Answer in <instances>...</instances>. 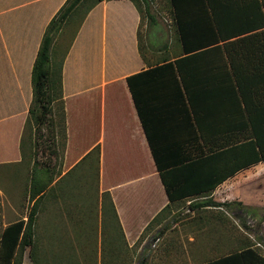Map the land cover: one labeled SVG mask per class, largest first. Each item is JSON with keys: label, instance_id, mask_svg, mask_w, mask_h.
I'll return each mask as SVG.
<instances>
[{"label": "trees", "instance_id": "1", "mask_svg": "<svg viewBox=\"0 0 264 264\" xmlns=\"http://www.w3.org/2000/svg\"><path fill=\"white\" fill-rule=\"evenodd\" d=\"M101 1L104 0H65L49 20L32 65V98L24 129L37 131L53 114V103L58 98L62 101L60 107L65 134L62 63L86 15ZM130 1L140 15L138 50L147 69L127 77V84L169 199V204L142 232L136 244L138 246L150 230L163 222L171 205L187 199L205 198L189 205L197 212L191 222L197 218L218 220L215 214H205L204 208L228 206V203L213 201L209 197L212 191L238 171L264 162V0H169L177 13V23L174 24L173 44L167 42L162 49L153 48L155 46L151 43L154 39L145 46L141 36L144 14H149L153 21L146 6L148 1ZM180 11L185 13V17H180ZM53 58L59 59L57 73L52 66ZM157 91L171 93V104L186 118V121L182 119V123H186V129L191 133V153L186 152L185 155L182 150L178 152L184 146L179 131L170 136L177 155L171 159L161 158L158 148L164 147L157 146L160 136L154 143L151 115L146 112L154 110L150 101L152 97H147V93L155 95ZM199 105L211 112L212 117H199ZM181 126L184 128L185 124ZM21 140L22 162L30 140L24 138V133ZM162 142H166V137ZM98 153L96 147L86 159L89 156L97 159ZM54 176L47 164L39 167L36 159L33 160L29 185L25 184L23 188L32 204L26 219L9 222L0 231V264H22L27 249L32 264H43L39 259L35 226L38 206L49 194L45 190ZM200 209H203L202 214ZM101 213L109 224L116 222L118 225L108 193L103 195ZM196 235L194 240L198 239ZM241 243L243 245L238 241L233 251L229 248L227 252L214 256L218 257L214 260L232 257L239 260L236 264H264V256L257 247L248 242ZM123 246L122 243L114 244L109 248L107 257L102 254V249L100 260L103 264H114V259L126 251ZM209 258L212 257L206 259Z\"/></svg>", "mask_w": 264, "mask_h": 264}, {"label": "crops", "instance_id": "2", "mask_svg": "<svg viewBox=\"0 0 264 264\" xmlns=\"http://www.w3.org/2000/svg\"><path fill=\"white\" fill-rule=\"evenodd\" d=\"M64 2L65 0H0V125H6L10 121L15 123L14 130L10 132L12 139L7 140L3 156L0 157V164L21 162L19 138L32 98V65L50 15L53 16ZM155 6L158 10L156 18L163 20V24L169 26L167 34H170V26L177 23L175 17L177 13L173 5L169 0H157ZM26 8L30 10L24 11ZM25 12H28L30 16L25 15ZM36 14L40 16V29L38 34L30 36L34 23L32 20L31 24V18ZM180 17H185V13L180 11ZM139 23V12L130 0L101 1L88 12L82 22L66 53L61 69L66 147L55 179L45 190L51 191L57 200H63L65 195L69 194L70 200L74 201L68 202L67 207L74 206L77 211L83 206L79 201L81 191L78 189L82 186L81 177L85 179L88 172L94 173L97 183L96 200L99 201L101 208L104 193L109 194L120 228L121 243L126 250L136 246L150 221L169 204L154 163L150 144L127 84V77L147 69L138 50ZM4 57H7V62ZM170 94L157 91L156 98L154 93L151 95L147 93V97H152L149 99L154 109L152 112L146 111L151 115V134L154 137V143L160 136L157 146L164 147L160 150L158 148L163 159H171L177 155L176 147L170 143V136L179 131L180 139L184 140V146L178 152L182 150L181 152L186 155V152L191 153L193 150L189 141L191 133L186 129V123L183 122L184 128L181 126L182 119L186 121V118L175 110L169 100ZM199 107V117H212V113L205 107L202 105ZM4 136L9 137V132H4ZM163 137H166L165 143L162 142ZM96 147L99 150L97 159L91 156L86 159ZM262 164L264 162L238 171L220 183L209 197L215 202L220 200L219 196L230 201L233 198L229 195L233 193L235 185L242 182L240 178H246L255 172L253 170L256 166ZM95 168H97L96 171ZM70 181L73 184L69 185V192L63 193V184L68 185ZM52 187L55 188L54 191ZM203 199L205 198L187 199L185 202L188 205ZM171 210L169 216L175 213L174 205ZM199 211L200 214L203 213V209ZM75 212L74 215L79 216ZM196 213V210H193L190 218H193ZM208 213L210 211L205 212L209 215ZM213 213L218 215V220L197 218L193 225L191 223L190 228H183L184 236L185 234L193 236H190L188 240L185 237L181 238L182 241L190 243L193 247L195 244L194 248L207 247V240L203 242L202 247L200 239L194 240V235L201 230L204 231L205 228L219 227L224 236L221 240H216V246L228 247L233 251L234 228L227 219L225 220L229 212L220 208V211L216 210L212 212V215ZM68 214L70 223L75 218L72 213ZM169 216L165 217L162 225H158L153 231L159 237L164 233L167 237L168 227L171 226L166 224ZM231 229L232 235L229 233ZM154 235L146 234L139 245L143 248ZM169 238L170 235L167 240H170ZM71 240L77 241L78 238L73 235ZM172 259L173 257L167 258L159 264H175L176 260ZM214 259L218 257L196 263L184 260V264L239 263L237 258L232 257Z\"/></svg>", "mask_w": 264, "mask_h": 264}, {"label": "rangeland", "instance_id": "3", "mask_svg": "<svg viewBox=\"0 0 264 264\" xmlns=\"http://www.w3.org/2000/svg\"><path fill=\"white\" fill-rule=\"evenodd\" d=\"M147 1L146 6L149 8V13L153 17V21H151L149 14H144L141 36L145 46L149 44V40L154 39V43H151L155 46L153 48L162 49L161 47L167 44V42L173 44L174 39H172V35L175 25L170 26L171 33L167 34L169 26L163 24V20L160 21L156 18V15H158V10H156L157 6H155L157 0ZM27 10L30 9L26 8L24 11ZM25 13V15L30 16L28 12ZM51 16L52 14L49 17L50 19L52 18ZM39 19L40 16L37 14L31 18V24L32 20H34V23L29 33L30 36L38 34L40 29ZM169 36L170 39H168ZM7 42H10V40H7ZM172 49H170L171 52ZM4 59L7 62V57H4ZM58 60L53 58L52 61V66L56 73L58 72ZM60 106H62L61 99H55L53 103L54 115L48 116L37 131L31 128L30 130L27 128V130L22 127L19 138L20 145L23 146V140H21L23 133L24 138L26 140L29 138L30 140V144L27 142L28 145L26 147L24 145L28 151L22 162H19V164H0V231L9 222L19 218L26 219L32 202L29 200L27 192L24 193L23 188L25 184L29 185L28 178L30 169L33 167V160L36 159L39 167L42 164H47L49 169L55 174L58 171L57 169L62 162L61 160L64 155L67 140L66 128L65 134L63 128V111ZM25 115L27 116V113ZM52 119H54L53 123L51 122ZM12 122L10 121L6 125H0V157L3 156L7 140L12 139L10 132L14 130L15 126L14 121ZM4 132H9V137L4 136ZM20 153L22 154L21 150ZM253 171L255 172L246 176V178H240L242 182L236 184L232 191L233 193L229 195L233 199L227 201L225 197H218L220 202L216 201L217 203H228V206L222 205L221 207L206 208L204 210L210 211L208 214L211 215L216 210L220 211V208L228 211L229 216H226L225 220L227 219L234 228L235 246H237L238 241H240V244H242L241 241L251 243L264 256V164L261 166L258 165V167L256 166ZM88 173L85 179L81 177L83 179L82 186L78 187L81 191L79 192V201L83 206L79 207L77 211L74 206L67 207L68 202L73 203L74 201L73 199L70 200L69 194H66L63 200H57L51 191H49V194L45 196L38 206L39 212L35 226V240L40 250V255L38 254L39 259L43 264H103V260H100V252L102 249V254H105V257H107L106 254H108L109 248L114 244H121L120 228L116 222H112L111 224L107 222V219L101 213L102 206L100 208L99 201L96 200L97 183L94 179L95 174ZM70 184H73V182L70 181L68 185L66 183L63 184V193L69 192ZM52 189L54 191L55 188L52 187ZM190 204L187 205L186 202H181L174 205L175 213L172 216H169L172 211V206L166 212L165 217H170V220L168 219L166 222V224L171 225L168 227L169 231L167 233V237L170 235V240H167L164 233L163 236H160L158 245L153 249L149 246V240L143 248L139 245L140 242L138 246L127 248L118 259H114L113 263L159 264L167 258L170 259L172 257L176 260L175 264H184V260L186 262L196 263L208 258V256L214 257L227 252L229 250L228 247L218 249L216 246V240H221L224 236V233L219 227L217 229L215 227L205 228L204 231L201 230V232L197 233V240L200 239L199 241H201L200 246L207 240L206 242L210 243H206L208 248H194L195 244L193 247L190 243L182 241L184 237L188 240L190 236H193L191 234H185L184 236L182 232L183 228H190L191 223L193 225L196 221L191 222L193 218H190V215L193 210L190 209ZM74 212L75 214H79V216L76 217ZM68 213H72L73 218H75L70 223L68 222ZM213 214L216 217L218 216L216 213ZM248 218L255 222L256 225L254 224L253 227L247 226ZM70 228L74 231L72 232ZM214 230L216 231L212 232ZM153 231L150 230L147 234L149 236L154 235L155 233ZM229 233L232 235V229ZM73 235L78 238L77 241L71 240ZM22 264H32L28 249L23 255Z\"/></svg>", "mask_w": 264, "mask_h": 264}, {"label": "built area", "instance_id": "4", "mask_svg": "<svg viewBox=\"0 0 264 264\" xmlns=\"http://www.w3.org/2000/svg\"><path fill=\"white\" fill-rule=\"evenodd\" d=\"M254 224L256 225V223L255 222H253V221H251L249 218H248V220H247V226H249V227H253L254 226ZM160 242V237H159V235H154V236H152L150 239H149V241H148V243H149V246L153 249V248H155L157 245H158V243Z\"/></svg>", "mask_w": 264, "mask_h": 264}]
</instances>
